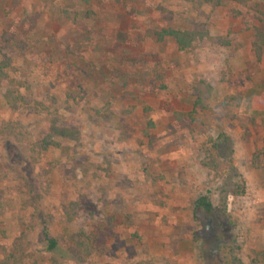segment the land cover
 Wrapping results in <instances>:
<instances>
[{
    "label": "rangeland",
    "instance_id": "rangeland-1",
    "mask_svg": "<svg viewBox=\"0 0 264 264\" xmlns=\"http://www.w3.org/2000/svg\"><path fill=\"white\" fill-rule=\"evenodd\" d=\"M253 86L264 0H0V264H264Z\"/></svg>",
    "mask_w": 264,
    "mask_h": 264
},
{
    "label": "trees",
    "instance_id": "trees-1",
    "mask_svg": "<svg viewBox=\"0 0 264 264\" xmlns=\"http://www.w3.org/2000/svg\"><path fill=\"white\" fill-rule=\"evenodd\" d=\"M217 1L223 4V0H217ZM173 35L178 36V38L180 36L179 34H175V33ZM43 144L46 147L61 148V145L53 141L52 138L45 139L43 141ZM200 208H205L208 212H210L213 206L207 201L206 198L202 197L196 202V209H200ZM41 225L42 227H41V232L39 236V244L41 246V251L46 254H54L59 250V243L57 239L52 235L48 222L45 220H42Z\"/></svg>",
    "mask_w": 264,
    "mask_h": 264
},
{
    "label": "crops",
    "instance_id": "crops-1",
    "mask_svg": "<svg viewBox=\"0 0 264 264\" xmlns=\"http://www.w3.org/2000/svg\"><path fill=\"white\" fill-rule=\"evenodd\" d=\"M252 47L251 46H247L245 48L246 52L245 55L247 54V56L244 58L245 63L247 64L249 62V55L248 53H250ZM260 74L259 73V78H260ZM260 84V83H259ZM254 88H251V90H253L252 92L249 91L248 94L250 95V97H253L252 100H249V102L253 105V110H252V114L254 115V117H261L264 116V108H261V102L262 100H253L256 97H259V94L255 93V86H253ZM261 86H259L260 88ZM258 89V88H257ZM260 98V97H259ZM259 105V106H258Z\"/></svg>",
    "mask_w": 264,
    "mask_h": 264
},
{
    "label": "flooded vegetation",
    "instance_id": "flooded-vegetation-1",
    "mask_svg": "<svg viewBox=\"0 0 264 264\" xmlns=\"http://www.w3.org/2000/svg\"><path fill=\"white\" fill-rule=\"evenodd\" d=\"M205 229H206V231L211 232V233H210V236L208 237V239H209V238H210L211 236H213V234H214V233H212L213 230L211 231V222H208V223L206 224ZM216 246H217V245L214 244L213 247L215 248Z\"/></svg>",
    "mask_w": 264,
    "mask_h": 264
}]
</instances>
